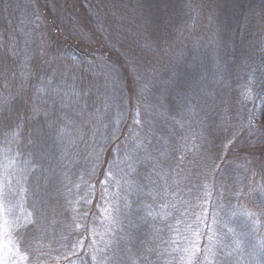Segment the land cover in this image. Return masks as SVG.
<instances>
[{"label": "rangeland", "instance_id": "1", "mask_svg": "<svg viewBox=\"0 0 264 264\" xmlns=\"http://www.w3.org/2000/svg\"><path fill=\"white\" fill-rule=\"evenodd\" d=\"M30 1L0 0V264H233L218 216L264 233V0Z\"/></svg>", "mask_w": 264, "mask_h": 264}, {"label": "trees", "instance_id": "2", "mask_svg": "<svg viewBox=\"0 0 264 264\" xmlns=\"http://www.w3.org/2000/svg\"><path fill=\"white\" fill-rule=\"evenodd\" d=\"M30 1V0H29ZM44 4V2H41V5ZM31 12H30V20L29 22L31 23H35L38 21L39 19V15L37 13V10L35 9V5H34V0H31L29 3ZM45 9L46 6H44ZM84 12H88L87 14V18H88V22H89V28H91V30H93V32L97 33V26L98 23H95V15L93 12V10L91 11L90 9H86ZM116 15H118V13H116ZM95 19V20H94ZM94 20V21H93ZM92 22V23H91ZM104 23V24H103ZM102 25L106 27V22H102ZM102 29L101 26H98ZM6 29V27H5ZM108 28L106 27V33L108 34ZM97 35L100 36V33H97ZM102 38V35H101ZM1 43V41H0ZM4 47V52L7 53V49L8 46L6 44H3ZM44 61H41V59H33L32 63H31V77H35V76H39V75H44L46 73V71L51 68V62H48L44 65L43 64ZM12 63V61L10 62L9 60L6 59V57H0V79L2 78V75H4L6 69L9 67V65ZM32 81L34 79H31ZM212 100H210L211 102ZM15 103V102H14ZM13 103V104H14ZM25 108H26V102L25 101H18L16 102L12 107H10L7 111H5L1 117L4 119V123H7L8 121H10V119L13 116H19L22 112H25ZM261 117L264 118V111L261 112ZM260 123H264V120H261ZM24 145V143H23ZM137 198L135 199V203L137 204ZM221 203L223 201H220ZM224 204L226 205V203L224 202ZM208 210V209H207ZM157 212H159V210H156ZM160 213V212H159ZM222 213V212H221ZM238 214L230 216V217H225L222 215L218 216V225L221 226L220 228V233H217V244H221V242H224L223 244H226V246L229 248V250L231 251V253L226 255V258L229 262H232L233 264H264V233L258 230H256V228H254L253 225H251L248 221H246V219L244 218V216L242 215V213L238 212ZM258 220H259V227H263L261 226V224L264 223V207H260L259 206V213H258ZM157 220V218L155 219ZM229 222L232 226H229V228L226 229V234L223 233L224 232V225L221 222ZM165 224L167 226V229L170 228V221L169 219H165ZM210 224V217L207 216L206 214L203 216L202 222L200 224L201 227V235L204 237V239L206 238L205 233L208 230V226ZM229 224V225H230ZM155 226V225H154ZM153 227V226H152ZM133 232L134 233H139L140 235L143 236V234H145L144 239L147 238L146 236V228L145 226L141 224V226L139 227H133ZM157 232V231H156ZM158 233H154V239L158 238ZM260 234V235H257ZM157 235V237H155ZM225 235V236H224ZM222 236V238H221ZM261 236V244L259 247H257V241H256V237H260ZM126 237V236H125ZM221 239V240H220ZM122 240V238L120 239ZM148 240V238H147ZM157 240V239H156ZM126 242L130 241V238L128 240V237L125 239ZM137 241H140L137 238ZM150 240H148L149 246L147 247H151L150 245ZM159 242L161 241V239L159 238L158 240ZM144 242V240H143ZM152 242V241H151ZM157 244V243H156ZM141 245H139L138 247H136V249L140 250ZM142 248V247H141ZM151 250V248H150ZM220 253V252H219ZM224 256V255H223ZM140 261L142 263H138V264H157L156 263V257H151L150 253H140ZM219 260H223L222 257L218 256ZM155 261V262H154ZM224 262V261H223ZM222 262V263H223ZM227 263V262H226ZM194 264V262L192 263ZM197 264V263H196Z\"/></svg>", "mask_w": 264, "mask_h": 264}]
</instances>
